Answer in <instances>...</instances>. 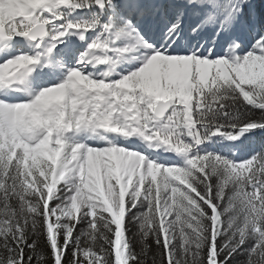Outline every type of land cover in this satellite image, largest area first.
I'll return each mask as SVG.
<instances>
[{"label":"snow or ice","instance_id":"obj_1","mask_svg":"<svg viewBox=\"0 0 264 264\" xmlns=\"http://www.w3.org/2000/svg\"><path fill=\"white\" fill-rule=\"evenodd\" d=\"M0 264H264V0H0Z\"/></svg>","mask_w":264,"mask_h":264}]
</instances>
